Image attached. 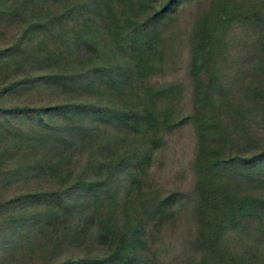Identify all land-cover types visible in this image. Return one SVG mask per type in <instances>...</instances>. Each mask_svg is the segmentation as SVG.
I'll use <instances>...</instances> for the list:
<instances>
[{"label": "trees", "instance_id": "16d2710c", "mask_svg": "<svg viewBox=\"0 0 264 264\" xmlns=\"http://www.w3.org/2000/svg\"><path fill=\"white\" fill-rule=\"evenodd\" d=\"M185 1L192 0H0V20L26 28L16 43L0 51V65L4 64L0 71L14 70L16 74L28 64L34 68L23 79L1 88L0 98L26 89L63 94V100L36 107L6 108L0 101V144L4 147L0 158L15 160L11 170H4L0 191L15 183L47 182L51 186L49 191L35 188L0 198V250L7 256L30 238L35 223L30 208L42 206L49 213L39 220L41 227L63 216H80L73 229H63L65 241L81 244L86 250L74 264H137L141 234L133 225L143 219L137 212L142 207L150 218H165L176 202L175 193L141 195L142 177L148 174L161 134L192 121L198 135L195 168L201 214L217 213L221 223L262 215L264 199L233 187L219 172L226 171V164L238 166L242 171L238 176L245 184L260 185L264 150L251 158L224 161L221 152L226 147L220 145L215 131L210 133L216 137L207 149L205 133L211 130L205 126L214 120L221 94L216 81L212 77L203 80L202 73L220 26L232 21L231 16L240 10L264 31V6L245 7L253 3L245 0H239V5L236 0H217L206 14L205 28L196 45L192 44L193 113L181 117L175 110L184 100L180 83L146 86L141 80L154 74L163 56L161 26ZM52 39L59 42L53 45ZM260 41L259 62L264 57V36ZM117 47L125 50V59L105 62V52L115 54ZM91 96H97L99 102H91ZM105 123L127 128L136 140L117 147L116 131L99 135ZM89 150L99 154L74 166L76 153ZM119 183L129 186L120 200L113 188ZM94 245L105 252L94 255Z\"/></svg>", "mask_w": 264, "mask_h": 264}, {"label": "rangeland", "instance_id": "374dc122", "mask_svg": "<svg viewBox=\"0 0 264 264\" xmlns=\"http://www.w3.org/2000/svg\"><path fill=\"white\" fill-rule=\"evenodd\" d=\"M236 1L238 5L241 3ZM245 1L253 2L245 7L256 6L258 3L264 6V0ZM216 3L217 0H192L181 4L178 11L161 26L159 44L163 49V56L154 74L141 80L146 86L180 83L184 89V100L175 110L181 117L193 113L195 84L192 74V44L196 45L197 38L207 22L206 14ZM242 12L236 11L237 16H231L232 21L220 26L205 71L202 73L203 80L212 77L216 81L215 85L221 94L213 113L214 120L209 126H205L211 130L205 133V145L210 149L216 137H211L210 133L215 131L216 135L218 132L220 145L226 147L221 152L224 161L240 157L251 158L264 150V57L261 56L262 60L258 61V53H261L260 37L264 36V31L250 16ZM25 29L19 23H5L0 20V51L16 43ZM58 42L56 39L51 40L53 45ZM111 42L108 40L109 44ZM105 55L101 58L108 62L117 57L125 59L126 52L117 47L115 54L106 51ZM33 70V66L28 64L16 74L14 70L0 71V89L17 78L23 79L21 76H26L28 71ZM32 90H20L13 95L4 94L0 101L4 107L12 108L24 105L36 107L63 100L61 92L52 94L49 90ZM89 100L99 102L97 96H91ZM209 109L207 106L206 111ZM20 124L25 125L24 121ZM102 128L104 132L99 135L103 137L116 131L117 147L132 145L136 140L134 132L127 128H118L108 123ZM222 139H226L225 142ZM157 141L161 142L159 147L152 151L153 158L148 174L142 177L141 195L160 197L175 193L176 202L169 208L165 218H150L143 212L142 207L137 212V216L142 215L143 219L138 225H133L141 234L136 263L264 264V212L259 217L253 215L234 223L227 219L221 223L215 216L217 213L201 214L203 207L196 191L198 176L195 161L198 153V135L195 122L177 128L174 132H164ZM3 150V144H0V155ZM93 153L96 156L99 154L94 150L77 152L74 166H81ZM14 165L15 160L6 157L2 161L0 158V179L5 173L4 170L9 171ZM225 169L226 171L219 172V175L226 180L230 179L233 187L237 186L242 192L245 190L246 193L264 199V181L260 185L250 186L238 176V173L242 172L238 166L226 164ZM259 174L264 178V168ZM49 184L15 183L5 187V190L2 189L0 198L35 188L49 191ZM105 187L110 186L101 189ZM128 187H122V183L113 185L117 190L114 195L117 194L120 200L122 195L129 191ZM135 195L138 196V191ZM47 213V209L42 206L30 208V217L35 220L29 233L30 238L20 250L11 251L10 256L0 250V264H65L70 259H73L74 264L76 259L85 255L86 250L81 244H70L65 241L63 234V229L67 226L73 229L79 224L80 216H63L61 219L47 222L44 227L39 226V220L46 218ZM84 221L86 220L83 219L82 222ZM94 229L95 226L92 230ZM131 230L134 231L132 228ZM92 248L95 249L94 255L105 252V248L103 251L98 245ZM3 258L6 259L2 260Z\"/></svg>", "mask_w": 264, "mask_h": 264}]
</instances>
